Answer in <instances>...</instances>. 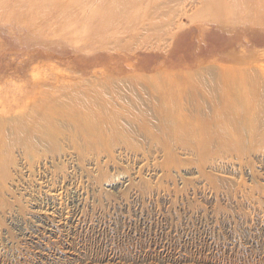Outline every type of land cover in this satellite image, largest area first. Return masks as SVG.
Masks as SVG:
<instances>
[{"label": "rangeland", "instance_id": "374dc122", "mask_svg": "<svg viewBox=\"0 0 264 264\" xmlns=\"http://www.w3.org/2000/svg\"><path fill=\"white\" fill-rule=\"evenodd\" d=\"M190 2L0 0V264H264V17Z\"/></svg>", "mask_w": 264, "mask_h": 264}, {"label": "bare ground", "instance_id": "6f19581e", "mask_svg": "<svg viewBox=\"0 0 264 264\" xmlns=\"http://www.w3.org/2000/svg\"><path fill=\"white\" fill-rule=\"evenodd\" d=\"M172 2L159 4L158 8H160L161 11H165V12H162V15L164 13L165 14L164 16H167L166 12L172 6V5H170V3H172ZM194 4L198 6V9H196L197 11L194 13L193 17H195L196 14L200 13V12L203 13L204 16H206V13L210 14L212 12L211 16L213 15L212 17H214V19L215 18H218V19L220 18V19H223V21H224V18H226L227 16H226V12H222V11H227L226 9H229V8H231V10H232V8L234 9L236 6L240 7V4L245 5L244 6L245 10L247 12L249 11L250 14H252V16L254 17L253 21L255 23H257L259 21L258 18L261 19L262 17H264L263 14L261 16H257V15L261 14V12H260L261 10L264 11V0H191L190 8L193 7ZM175 14H176L175 16H178V13H175ZM181 14L185 15L186 12L184 11L183 13H180V15ZM172 17L173 16H170V18H168V19H169V22L173 23V18ZM200 17H201V15H200ZM235 19L236 20H245L246 21L248 19V17L247 16L243 17L242 15H238V14L235 13ZM235 19H233V20H235ZM152 20H154V19H152ZM169 22L167 21V23H169ZM224 22H226V21H224ZM157 23H159V22L156 21L153 24H157ZM162 24H165V23L162 22ZM159 27H160V25H159Z\"/></svg>", "mask_w": 264, "mask_h": 264}]
</instances>
